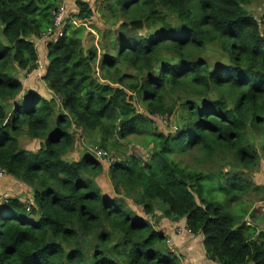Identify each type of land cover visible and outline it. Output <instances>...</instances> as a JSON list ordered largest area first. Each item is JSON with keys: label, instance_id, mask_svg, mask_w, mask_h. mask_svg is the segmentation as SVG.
<instances>
[{"label": "trees", "instance_id": "16d2710c", "mask_svg": "<svg viewBox=\"0 0 264 264\" xmlns=\"http://www.w3.org/2000/svg\"><path fill=\"white\" fill-rule=\"evenodd\" d=\"M253 1L106 0L95 47L71 24L47 43L45 97L24 90L16 71L36 69L31 38L62 0H0V169L31 191V201L0 202V264H180L153 226L158 213L185 220L207 261L264 264V232L245 219V197L264 189L252 181L264 163V34L246 9ZM75 5L78 20L93 16L87 1ZM174 114L173 130L152 128L153 116ZM71 128L103 151L145 136L146 159L128 154L106 172L88 150L67 160ZM23 135L38 140L35 151L20 147ZM214 160L230 167L203 169Z\"/></svg>", "mask_w": 264, "mask_h": 264}, {"label": "rangeland", "instance_id": "374dc122", "mask_svg": "<svg viewBox=\"0 0 264 264\" xmlns=\"http://www.w3.org/2000/svg\"><path fill=\"white\" fill-rule=\"evenodd\" d=\"M76 0H72L70 4L64 3V7L66 10V15L64 17V21L62 23V27L65 25H69L70 28H73L72 26H83L82 33L80 34V38H82V42L84 43L85 47L89 46H94V42L96 41V35L97 34V29H101L105 26L106 22L109 20L107 11L104 9L103 6L107 3H105L106 0H84L87 1L90 7L92 8L93 16L88 20V21H77L78 19L76 18L77 14V7L75 5ZM247 11L255 16L258 20L261 22V29H262V34H264V2L262 0H254L249 6L246 7ZM75 20L76 25H72V23H69L70 21ZM72 26H71V25ZM78 28V27H77ZM2 25L0 24V42L5 43L3 36H2ZM94 30L95 34L92 32ZM45 35V33H44ZM42 36L41 38L43 39L46 47L47 43L50 41L55 40L57 37V33L55 32L54 35H51L50 37H45ZM36 48V47H35ZM47 52V49H46ZM218 48L216 46L208 47L207 48V54L206 56L210 58V60H213L217 55H218ZM47 62H42L40 66H38L35 71H37L39 74H44L45 72V66ZM98 72V71H97ZM16 76L21 79L23 88L27 86H31L29 84L33 85L34 90H36L39 94L45 97H49V93L46 92L44 89V85L42 83V76H38L36 73L32 74V76L26 75L24 72L21 71H16ZM136 109L140 112H143L144 109L141 107L139 104H136ZM155 117V122H158L160 120L161 126L156 125L153 129H158L163 132H169L170 129H172L173 122L176 121L177 119V114L173 115V118H168L166 116H163L160 118V116H153ZM173 130V129H172ZM71 133L74 135V146L72 151L66 155L67 160H76L78 157L85 151L89 150V148L95 147L98 143L99 140L98 138H92L87 136L86 134H80L78 128H71L70 129ZM145 136H139V137H128L124 141V143L118 142V144L111 146V142L108 143L109 148L106 149V153L109 156H114L115 158H120L122 156H126L128 154H136L137 156H143L144 159H146L147 156V151L142 148V142L144 141ZM256 141H258V138H254ZM20 147L25 148L27 150L35 151L38 148V140L30 139L27 136L23 135L20 137L19 140ZM150 147V146H149ZM113 148V149H111ZM142 153V154H141ZM185 162H190L191 158L190 157H184L183 158ZM106 163V162H103ZM223 164L228 165L227 160H214L213 163H208V164H203L202 167L205 170L212 169L213 170H220L218 167H221ZM194 165V164H193ZM230 167V165H228ZM2 170V169H0ZM3 171V170H2ZM5 180V181H4ZM252 181L257 184L260 187L264 186V163L263 161L261 162V165L258 169H256L253 174H252ZM96 182L100 184H103L100 181V178L97 177ZM9 183L11 186L13 184L12 180L6 179L5 177L0 178V202L5 200L8 197H17V196H26L29 192V190H25L24 186H13L9 187L7 184ZM5 185V186H1ZM27 188H29L27 185H25ZM26 200H31L30 198ZM135 207V206H134ZM166 207V206H165ZM164 207V208H165ZM245 207L248 211L245 219L252 225L256 227L258 231H263L264 232V189L260 193H256L251 191L250 194H248L245 197ZM29 209V208H27ZM135 210H137L140 214L142 213L141 209L139 207H135ZM163 209H160V212ZM254 214L253 217L251 215ZM159 222L155 223L158 225ZM177 227V226H176ZM176 227L174 228V232H176ZM162 231V230H161ZM178 234V233H177ZM165 237V243H166V234H163ZM179 235H183L182 233ZM89 240V239H87ZM90 241V240H89ZM91 242V241H90ZM89 242V244H90ZM175 243L170 244V250L168 249L169 252H173L175 248ZM1 252V250H0ZM174 253V252H173Z\"/></svg>", "mask_w": 264, "mask_h": 264}, {"label": "crops", "instance_id": "0c3cea01", "mask_svg": "<svg viewBox=\"0 0 264 264\" xmlns=\"http://www.w3.org/2000/svg\"><path fill=\"white\" fill-rule=\"evenodd\" d=\"M62 1L64 3L70 4V2L72 0H62ZM31 41L34 43V45L36 47L38 61L47 62L46 45H45L43 39L41 37L31 38ZM33 73H34V75L36 73L38 76H40V77L42 76V74H39L35 70L33 72H31L30 74H28V76H32ZM42 83H43V81H42ZM29 85H31V86L24 87V90H28V89L34 90L33 85L32 84H29ZM43 85L45 87L44 83H43ZM46 92L49 93L48 91H46ZM48 96L50 97L51 94L49 93ZM156 125L161 126L160 120L158 122H154L153 128ZM159 131H161V130H159ZM161 132H163V131H161ZM102 164H103V167H104L105 172H106L108 165H106L104 163H102ZM5 176H6V179L8 178V179L12 180V182H13L12 186L9 183H7L9 185V187H13V186L23 187L24 186L20 182H17L14 179H12L10 176H7V175H5ZM1 186H5V185H1ZM99 186L102 188L103 192L112 194L111 189H110L111 187L107 183H103V184L99 183ZM24 189L29 190V192L26 196H20V198L22 201H29L26 199L27 198L31 199L30 188H27L26 186H24ZM132 209L135 210V207L132 206ZM136 212H137V214L142 215L137 210H136ZM159 214L160 213H158L156 215L157 216L156 219H158V220L155 222V223H157V222H159V223H158V225L153 223V226L156 229H161L166 234V236H167L166 247L168 249L170 248V244L172 245V243H175L176 247L174 248L173 252L178 256L180 264H215V263L207 261L205 259L204 251H203L202 245L200 243V240L202 241L201 236H193L192 234H186V233H182L183 235H179V234L174 232V228L176 226H181L182 228L186 227L185 226V220H180L177 222H171L170 220L160 216ZM149 219H150V221L153 222V218H149Z\"/></svg>", "mask_w": 264, "mask_h": 264}, {"label": "built area", "instance_id": "2783aa9c", "mask_svg": "<svg viewBox=\"0 0 264 264\" xmlns=\"http://www.w3.org/2000/svg\"><path fill=\"white\" fill-rule=\"evenodd\" d=\"M66 15V10L64 7L63 2L60 3V5L58 6V8L56 9L55 13H54V20L51 26L47 27L46 32H45V37H50L51 35H54L55 32L58 34L57 37L62 36L63 34H65L62 31V23H63V19ZM79 21V20H77ZM69 23H72V25H76V21L72 20ZM89 152H91L97 159H99L102 163L106 162L104 164L106 165H110L111 163L119 160L120 158H115L114 156H109L105 151L98 149L97 147H93V148H89L88 150ZM5 174L2 170H0V178L3 177ZM176 232L178 234L181 233H186V234H190V231L188 229H186L185 227L182 228L180 226L176 227Z\"/></svg>", "mask_w": 264, "mask_h": 264}, {"label": "clouds", "instance_id": "9594fccd", "mask_svg": "<svg viewBox=\"0 0 264 264\" xmlns=\"http://www.w3.org/2000/svg\"><path fill=\"white\" fill-rule=\"evenodd\" d=\"M63 35H64V34H63ZM63 35H62V36H63ZM59 37H60V36H59ZM56 38H58V37H56ZM56 38H55V39H56ZM41 64H42V62L37 61V66H36V68H37L38 66H40ZM46 66H47V64H46ZM46 66H45V69H46ZM144 152H145V151H144ZM141 154H142V153H141Z\"/></svg>", "mask_w": 264, "mask_h": 264}]
</instances>
